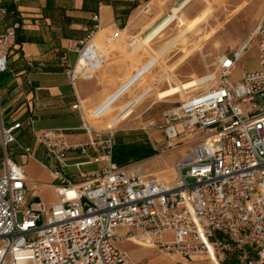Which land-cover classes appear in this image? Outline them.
<instances>
[{"label":"built area","instance_id":"1","mask_svg":"<svg viewBox=\"0 0 264 264\" xmlns=\"http://www.w3.org/2000/svg\"><path fill=\"white\" fill-rule=\"evenodd\" d=\"M184 1L173 0V6ZM5 12L0 4V14ZM95 19L99 29V13ZM119 36L105 37L102 47L91 32L77 63L67 68L70 79L92 74L104 60V46ZM254 39L258 67L229 79ZM15 42V25L0 32V73L8 69ZM202 88L165 112L169 144L200 134L170 179L113 162L115 127L85 123L90 135L81 142H71L63 129L43 131L40 142L57 160L69 151L83 158L76 162L77 180L53 170L58 199L51 207L35 186L28 199L26 168L8 154L21 123L5 125L0 111V264H134L117 244L122 239L166 255L204 253L220 264H264V17L252 36L220 56ZM93 163L100 165L82 168Z\"/></svg>","mask_w":264,"mask_h":264},{"label":"crops","instance_id":"2","mask_svg":"<svg viewBox=\"0 0 264 264\" xmlns=\"http://www.w3.org/2000/svg\"><path fill=\"white\" fill-rule=\"evenodd\" d=\"M199 3L197 1L190 5L185 13L192 10L189 15L195 16L201 10ZM253 3L254 14L262 15L264 0H254ZM0 4L6 9L4 14H0V32L10 25L16 26V42L9 52L8 69L0 73L1 116L5 125L21 123L16 132L17 141L10 145L12 153L16 154L14 151H18V147L21 149V146L31 148L30 153L14 155L17 159L10 156L9 148L8 154L26 168L30 187L28 199H33L35 191L32 189L35 186L36 194L45 206L51 207L58 199L55 182L51 181L54 169L35 153V147L43 145L40 134L47 129L58 128L67 133L71 142L86 141L90 134L84 124L93 125L87 115L89 107L98 105L114 83L123 82L131 76L128 71L132 61L119 50L114 51L109 64L98 72L107 60L105 49L109 45L104 46V60L92 74L80 75L72 81L67 68L77 63L83 40L91 32H94L95 40L100 33L105 37L116 31L120 32V36L124 33H146L163 18L167 8L170 10L173 0H104L101 4L98 0H0ZM97 13L99 29H96ZM254 68L240 70L234 81L240 80ZM159 136L157 131H150L145 125L124 128L116 133L112 161L120 167H138L146 176L154 177V173L177 161L191 149L181 147L164 156L159 150ZM139 139H150L152 151L141 159H134L127 153ZM125 145L130 148L122 149ZM81 159L78 152L69 151L65 160H58V163L64 171L79 178L81 167L76 162ZM99 165L93 163L82 168ZM143 249L155 255L148 262H140L129 256L134 264H211L204 253L166 255L155 248L156 252L150 248ZM224 264L236 263L232 260Z\"/></svg>","mask_w":264,"mask_h":264},{"label":"rangeland","instance_id":"3","mask_svg":"<svg viewBox=\"0 0 264 264\" xmlns=\"http://www.w3.org/2000/svg\"><path fill=\"white\" fill-rule=\"evenodd\" d=\"M199 4V9H202L204 7V3L202 1ZM238 1H231L225 3L220 11H217L214 13V15L208 20V22L201 25L199 29V35H202L206 31L210 30L212 27H216L219 25V21L223 19V17L230 12L236 5ZM173 6V4H172ZM171 6V7H172ZM264 8V7H263ZM168 12V8L166 9ZM192 10L187 11L185 13L186 19H190L192 16L189 15ZM200 11V10H199ZM264 17V12L260 16L248 15L243 14L240 17H233L231 21L227 22V26L218 27V32L216 34L215 40L211 42L207 46V57L210 59L211 67L210 69H213V67H217V62L220 58V56L224 53H229L236 49L241 42L246 40L255 30V27L259 20H261ZM179 30V25L177 23L173 24L170 29H168L162 36H160L157 40H154L151 43V47L155 50L165 41L170 39L175 33ZM143 32L142 34H144ZM138 34V35H142ZM103 36V35H102ZM100 37L99 40L105 39V36ZM137 35H127V34H121L120 37H118L113 44H111L108 48L105 49V53L107 54V60L104 63L102 67L98 69V72H102L104 67H106L109 62L112 59V54L114 51H120L126 58L130 59L132 61V67L129 68V75H132L136 72V70L141 66L143 62H145L146 59H149L151 57V51L148 49H142L139 54H135L136 59L132 56L133 52L129 51L127 49L128 44L131 42V40L135 39ZM192 42V41H191ZM190 42V43H191ZM215 43H218V47L216 48L214 46ZM257 40L254 39L252 41V44L250 48L247 50V52L239 59L237 68L234 70V72L229 76V79L235 80L238 76V72L242 69H250L254 68L258 64V53H257ZM181 54V48H177L170 52L165 60L164 64L170 65L175 59L179 57ZM252 70V69H251ZM163 69L160 66H155L153 70L154 75L161 74ZM177 72V71H176ZM196 72L198 74H204L206 73V67L203 58L200 54L196 55L192 58L191 64L187 63L184 67L178 70V72L175 74V79L179 81H185L192 77V73ZM151 82L150 75H146L144 78H142L140 81H138L129 92H126L121 99L117 102L120 103L122 101L128 100L130 97L134 96V94H137L139 90L142 87L147 86ZM121 83V82H119ZM119 83H114L113 86L115 87ZM172 84H175L176 81L172 80ZM171 83L165 82L162 85H160V89L167 88ZM203 88L199 86H194L190 89L186 90L185 98H188L194 93L200 92ZM187 91H189L187 93ZM180 93H178L174 97H169L166 99L157 100L155 104L150 105L153 101V97L150 98L147 103H144L142 106H139L135 112L131 114L125 121L118 124L115 128L117 132H122V130L129 126H136V125H145L147 126V129L150 131H157L159 136V150L164 155L167 156L174 150L186 147V149H190L200 138L199 132L195 131L187 135H181L177 138L176 141H174L172 144H169V141L167 140L165 133H164V126L166 122L165 112L172 108L173 106L177 105L180 101L185 99ZM97 106H91L89 107L87 111L88 119L95 127L98 128H104L103 124H97L98 119H95L91 115V110ZM95 121V122H94ZM97 122V123H96ZM151 122H154V124H151ZM116 132V133H117ZM150 139L148 140H137L135 143L131 145V149H129L127 155L131 156V158L134 159H141L151 153V145ZM34 146V142H32V147ZM124 148H130L129 146H123ZM18 151L16 154L12 153L11 146H9V152L10 156L17 159V156L14 155H20L21 152H23L22 149L17 148ZM35 153L41 157L52 169H62L60 164L58 163L57 158L48 151V149L44 145H39L35 147ZM176 162V161H175ZM175 162H171L166 167L160 169L156 173H154V177H167L171 178L173 175V167ZM56 165V166H55ZM85 168V167H84ZM63 170V169H62ZM64 171V170H63ZM67 175H69L73 180H77L75 174L69 173L64 171ZM51 181H54L52 178ZM118 246L128 252L126 255L131 257L132 259L138 260L140 262H148L150 261L151 257L155 255L152 251H146L143 248H150L151 250L155 251L153 247H146L141 245H135L131 243L130 241H127L125 239L118 240ZM156 252V251H155ZM203 264V262H202Z\"/></svg>","mask_w":264,"mask_h":264},{"label":"bare ground","instance_id":"4","mask_svg":"<svg viewBox=\"0 0 264 264\" xmlns=\"http://www.w3.org/2000/svg\"><path fill=\"white\" fill-rule=\"evenodd\" d=\"M197 1H202L204 7L195 16L186 19L185 10ZM231 1L236 0H185L180 6L171 7L163 18L153 25L145 34L137 35V37L133 39L134 41L131 44L132 47L129 48V51L133 52L132 56L136 59L135 54H139L142 49H148L151 51V57L146 62H143L135 73L107 91L99 104L94 107L91 112L92 117L98 119V123H96L103 124L104 128L108 126L116 127L131 116L139 106L147 103L152 97L154 99L150 105L155 104L157 100L174 97L178 93L185 98L187 89L194 86L204 87L209 84V79L213 76V72L216 71V68L213 67V69H210L211 64L210 59L207 57V46L215 40L218 27L227 26V22L231 21L235 16L240 17L244 13L252 15L255 12L254 0H239L235 7L219 21L220 23L218 26L212 27L202 35H199L201 25L208 22L215 12L220 11L225 3ZM175 23L179 25V30L175 35L167 40L161 48L156 50L152 48L151 43L162 36ZM254 32L250 36H252ZM101 36L100 33L96 38L97 42L103 47V44H101L103 40H99ZM214 46L217 48L219 45L215 43ZM177 48H181L179 57L170 65L164 64L166 56ZM198 54H200L204 60L206 73L198 74L193 72L192 77L185 81L175 79V74L178 70L187 63L191 64L192 58ZM155 66H160L163 69L161 74H153ZM146 75H150L151 77V82L147 86L142 87L137 94H134V96L130 97L128 100L117 103L126 92H129L131 88ZM172 80L176 81V83L172 84ZM165 82L171 84L165 89H160V85ZM188 92L189 91H187V93ZM197 93H194V95ZM126 230V228H120L122 233L126 232ZM145 246L147 247L148 244ZM211 264L220 263L215 259L213 262L211 261Z\"/></svg>","mask_w":264,"mask_h":264}]
</instances>
